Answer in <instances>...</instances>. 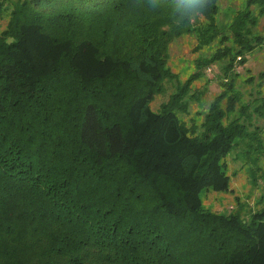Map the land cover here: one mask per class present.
Segmentation results:
<instances>
[{
    "label": "trees",
    "instance_id": "16d2710c",
    "mask_svg": "<svg viewBox=\"0 0 264 264\" xmlns=\"http://www.w3.org/2000/svg\"><path fill=\"white\" fill-rule=\"evenodd\" d=\"M172 3L0 0V264H264V202L202 199L230 189L236 150L264 183V70L246 98L236 69L264 49V0H212L182 27ZM186 34L216 49L154 110ZM215 63L221 91L188 124Z\"/></svg>",
    "mask_w": 264,
    "mask_h": 264
},
{
    "label": "rangeland",
    "instance_id": "374dc122",
    "mask_svg": "<svg viewBox=\"0 0 264 264\" xmlns=\"http://www.w3.org/2000/svg\"><path fill=\"white\" fill-rule=\"evenodd\" d=\"M2 27L5 25L4 21L0 22ZM259 29L264 32V17L261 20ZM216 47L208 49L207 47H199V43L195 35L186 34L174 40L170 47V60L169 64L178 76V80L174 82H166V90L164 93H159L155 96L151 105L154 110H158L162 103L166 101L170 94L175 91L177 85L183 83L192 73L194 74L197 69V60L200 57L209 55L215 51ZM261 49V48H260ZM241 56L237 58L239 59ZM241 61V60H240ZM236 69L241 72L239 85L246 92V98H249V93L253 86L243 83L250 74L257 76L259 72L264 70V49L257 50L248 55V61L245 65L237 62ZM219 64H211L203 70V74L199 78H194L193 86L198 90H206L202 97L205 105L195 102L192 104L188 115L183 118L186 123L191 124L194 121L198 124L203 119V112L209 106L215 95L221 91L219 83ZM193 78V77H192ZM264 90V84L262 87ZM256 91V89H255ZM264 135V132H263ZM238 156V150L232 152L226 159L227 172L231 176V186L228 191H214L207 190L202 193L203 204L205 207L219 211L221 213H231L241 210L243 215H247L250 211L257 209L264 202V183L262 179L258 184L254 182L251 176V166L245 163L242 157ZM258 163L264 170V155L259 159Z\"/></svg>",
    "mask_w": 264,
    "mask_h": 264
},
{
    "label": "clouds",
    "instance_id": "9594fccd",
    "mask_svg": "<svg viewBox=\"0 0 264 264\" xmlns=\"http://www.w3.org/2000/svg\"><path fill=\"white\" fill-rule=\"evenodd\" d=\"M147 2L150 8L157 9L162 6L163 0H159V3L157 0H147ZM211 4L212 0H173V22L178 27H182L202 14Z\"/></svg>",
    "mask_w": 264,
    "mask_h": 264
}]
</instances>
